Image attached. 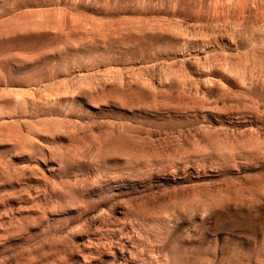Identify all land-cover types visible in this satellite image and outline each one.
Instances as JSON below:
<instances>
[{
    "label": "rangeland",
    "instance_id": "rangeland-1",
    "mask_svg": "<svg viewBox=\"0 0 264 264\" xmlns=\"http://www.w3.org/2000/svg\"><path fill=\"white\" fill-rule=\"evenodd\" d=\"M0 264H264V0H0Z\"/></svg>",
    "mask_w": 264,
    "mask_h": 264
}]
</instances>
